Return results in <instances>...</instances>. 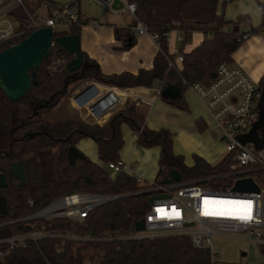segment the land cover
I'll use <instances>...</instances> for the list:
<instances>
[{
    "label": "trees",
    "instance_id": "trees-1",
    "mask_svg": "<svg viewBox=\"0 0 264 264\" xmlns=\"http://www.w3.org/2000/svg\"><path fill=\"white\" fill-rule=\"evenodd\" d=\"M129 1L137 6L136 19L160 37V52L152 70H142L138 75L105 76L99 65L82 52L86 67L70 72L67 65L58 66L57 63H68L72 56L54 45L37 74L40 86H33L18 102L9 100L0 89V174L6 175L8 182V187L0 190L8 205L7 215H0V224L31 215L59 197L82 192L117 196L118 199L93 210L86 225L78 228L77 232L96 236L107 231L131 230L135 221L144 219L150 206L148 196L141 193L142 189L131 175H114L107 170L108 163L120 160L124 146L123 125H128L139 135L138 143L142 147L160 148L158 181H169L171 170L178 171L183 182L203 181L231 171L234 162L230 156L215 167L198 157L193 167L186 166L184 158L174 154L173 134L165 129L149 130L145 125L146 115L136 102L114 115L105 126L72 120L48 122L44 119L69 96L70 88L82 81H95L121 90L151 89L157 82H162L163 86L179 85L182 92L195 84L209 86L216 79L221 64L233 65L234 53L245 43L243 35H258L264 31V15L259 28L252 26L248 16L236 21L227 20L225 0ZM255 1L264 11V0ZM21 10L17 9L13 14L18 25L23 27L27 15ZM242 25L249 27L250 31H241ZM173 31L184 36L180 48L182 54L184 47L191 43L193 34L199 32L205 36L199 47L183 54L184 62L180 67L178 64L170 66V62L176 60V56L169 53L168 46V36ZM30 35L0 46V51L21 43ZM69 35L80 36V27L74 28ZM135 38L134 28L117 32V39L124 44L125 50L134 46ZM263 90L264 77L259 86L260 95ZM168 102L186 109L181 99ZM83 139H92L96 143L100 164L85 155L75 164L69 163V149ZM16 162L24 165L26 184L23 187L12 175V164ZM222 184L211 183L219 188L229 186ZM29 201L35 203L33 209L29 207ZM38 223L50 232L72 231L68 220ZM30 229L21 224L5 226L0 228V238L26 233ZM59 244L60 240L52 239L30 243L27 248L14 250L1 264H211L210 252L195 248L185 236L121 245L69 241L62 252L57 251ZM1 250L5 248L0 246ZM87 254L90 263L87 262Z\"/></svg>",
    "mask_w": 264,
    "mask_h": 264
},
{
    "label": "built area",
    "instance_id": "built-area-1",
    "mask_svg": "<svg viewBox=\"0 0 264 264\" xmlns=\"http://www.w3.org/2000/svg\"><path fill=\"white\" fill-rule=\"evenodd\" d=\"M92 1L111 13L132 15L136 23L135 35L148 36L159 47V35L150 32L148 27L136 19V4L120 0L123 7L114 9L115 0ZM79 2L80 0H69L64 5L44 2L42 9L46 10L45 14H31L26 8V0L5 1L0 5V46L43 28L52 29L54 37L69 36L74 28L82 26ZM225 2L228 5L233 1ZM19 8L27 15L23 27L18 25L13 14ZM91 23L98 26L95 22ZM244 28L242 25L240 30L244 32ZM249 37L244 34L242 39L246 41ZM174 62H170L171 67L176 64L181 66L184 56L178 55ZM57 64L65 66L68 63L65 61ZM184 84L187 85L186 82ZM188 89L194 93L219 129L226 151L225 157L233 158L234 163L228 174L209 177L203 181L176 183L169 178L167 182H149L139 176L132 165L121 159L108 163L107 170L112 174L131 175L142 189L141 193L148 198L157 197L152 204L149 203L150 209L143 219L146 223L144 231L136 230L135 223L139 221H135L129 231H107L96 236L88 232H77L78 228L86 225L93 210L118 199L117 196L77 192L50 201L31 215L0 224V228L20 224L31 228L26 233L0 238V246L5 248L0 251V264L14 250L24 249L30 243L47 239L60 240L57 251L62 252L69 241L121 245L153 241L162 237L185 236L195 248L210 252L211 264L221 262L213 250L216 239L247 242L264 250V187L253 176L260 173L264 176V148L257 150L253 144H243L240 141L259 120V87L242 68L223 63L218 67L217 77L211 85L195 84ZM88 91L91 92L86 94ZM70 102L74 109L87 111L83 121L93 126H105L114 115L125 110L132 102L140 105L146 103L139 94L95 81H84L71 94ZM89 117L93 122L88 121ZM245 179H253L260 192L234 191L237 182ZM212 182H222L229 186L214 187ZM28 205L32 209L35 207L33 201H29ZM55 220H68L72 231L50 232L38 223Z\"/></svg>",
    "mask_w": 264,
    "mask_h": 264
},
{
    "label": "crops",
    "instance_id": "crops-1",
    "mask_svg": "<svg viewBox=\"0 0 264 264\" xmlns=\"http://www.w3.org/2000/svg\"><path fill=\"white\" fill-rule=\"evenodd\" d=\"M5 1L8 0H0V5ZM44 2L59 5L66 4L53 0H26L25 5L31 14H45L46 10L42 9V4ZM79 9L82 25L80 27L79 37L82 52H84L90 60L99 65L101 72L105 76L121 75L124 73L138 75L142 70L149 71L153 69L154 61L160 52V48L150 37L136 36L135 44L129 50H125L124 44L117 39L118 30L134 28L135 19L132 15L111 13L105 9L109 14L117 16L94 19L83 14L80 2ZM224 13L226 19L229 21H236L242 16H248L254 28H259L262 25V17L264 15V11H262L255 0H234L232 3L226 5ZM91 22L97 23L98 26L93 25ZM244 31L249 32L250 28L245 27ZM204 39L205 36L202 33L198 32L193 34L192 41L184 47L183 54L191 53L203 43ZM183 40L184 36L179 31H173L169 34L168 46L171 55L176 57L178 55H183L180 52ZM233 60V65L242 68L250 79L259 87L264 77V31L258 35L250 36L236 53H234ZM162 88L163 83L157 82L151 89H127L131 93L139 94V96L146 101L144 105H140L138 108L139 110L144 109L146 115L145 125L149 130H168L173 134V139L175 140V135H177L178 132H183L184 129L190 128L195 135H200L203 142L208 143L206 145L208 146V153L213 151L214 148L219 149L220 146H224L219 129L191 90L185 89L182 92L181 100L186 105V109L184 110L163 99L160 95ZM90 92L91 91H88L86 94ZM122 134L124 146L120 152V159L132 165L136 173L144 180L149 182L155 181L160 167V148H144L139 145L138 137L128 125L122 126ZM90 141V139L81 140L78 142L77 148L91 161L100 164L99 154L97 159L96 156L92 158L91 155L86 152L85 147L89 145ZM173 150L176 156L183 157L185 160V156L182 155L183 153L177 151L174 143ZM223 150L225 155L217 164L212 163L213 160L211 159L213 155L209 160V158L203 154L193 155V162L191 161V164L189 162L184 163L188 167H193L196 162L195 158L198 157L207 164L215 167L220 164L226 156L225 147ZM248 244L254 245L251 243ZM260 250L264 253V250ZM242 256L246 257L247 254L243 252ZM263 263L264 258L263 261L259 260L257 262V264Z\"/></svg>",
    "mask_w": 264,
    "mask_h": 264
},
{
    "label": "water",
    "instance_id": "water-1",
    "mask_svg": "<svg viewBox=\"0 0 264 264\" xmlns=\"http://www.w3.org/2000/svg\"><path fill=\"white\" fill-rule=\"evenodd\" d=\"M123 4L120 0H115L114 9H121ZM58 45L67 54L72 56L68 62L67 69L70 72H77L86 67L84 63L80 37L69 35L55 38L50 28H43L33 32L27 39L19 44L0 51V89L5 96L12 102L22 100L33 88L40 86L37 78L42 64L46 58H49L52 47ZM160 95L168 101H178L182 98V89L179 85L168 84L163 86ZM260 116L252 131L240 139L243 144H253L257 150L264 148V90L259 103ZM84 154L77 148L71 147L68 153L70 164H75L77 160L82 159ZM12 175L20 181V186L26 184V174L22 162L12 164ZM170 179L176 183L182 181L180 173L176 170L169 172ZM8 187L7 177L0 174V190ZM234 191L259 193L260 188L253 179H245L237 182ZM157 197L149 198L152 204ZM8 205L6 198L0 194V215H7ZM137 231H144L146 228L145 220L135 223Z\"/></svg>",
    "mask_w": 264,
    "mask_h": 264
},
{
    "label": "rangeland",
    "instance_id": "rangeland-1",
    "mask_svg": "<svg viewBox=\"0 0 264 264\" xmlns=\"http://www.w3.org/2000/svg\"><path fill=\"white\" fill-rule=\"evenodd\" d=\"M60 3H67L69 0H53ZM80 6L83 14L88 17L94 19H102L104 17H114L117 15L109 14L105 11V9L98 5L96 2L92 0H81ZM102 21V20H100ZM84 81L73 85L69 90V96L62 100L60 104L48 115H45L44 119L48 122H61V121H76V122H83V117L87 116L86 110L78 111L72 107L70 102L71 94L78 89ZM129 106V105H128ZM127 106V108H128ZM145 112L144 109L141 110ZM92 118H88V121ZM93 122V121H92ZM87 124V123H86ZM89 145L85 147L86 152L91 155L92 158L95 156L98 159L97 153V146L96 143L90 139ZM175 148L178 152L183 153L182 155L185 156V163H192L193 162V155L203 154L206 155L209 160L211 159L212 155L213 158L211 160L212 163L217 164L219 163L222 158L224 157V146L218 149L214 148L213 151L208 153V143L203 142L200 135H195L191 129H184L183 132H178L175 135L174 140ZM176 152V150H175ZM177 153V152H176ZM215 159V160H214ZM192 161V162H191ZM258 183L264 187V176L260 174L253 175ZM214 252L219 256L221 262L219 264H257L259 260L263 261L264 253L255 245H249L248 243H244L241 241H230L228 239H216L214 242L213 247ZM243 252L247 254L246 257H243ZM91 255V253L89 254ZM87 262L90 263L88 260L87 254Z\"/></svg>",
    "mask_w": 264,
    "mask_h": 264
},
{
    "label": "flooded vegetation",
    "instance_id": "flooded-vegetation-1",
    "mask_svg": "<svg viewBox=\"0 0 264 264\" xmlns=\"http://www.w3.org/2000/svg\"><path fill=\"white\" fill-rule=\"evenodd\" d=\"M77 147V146H76ZM0 194L2 195V193L0 192ZM3 196V195H2ZM4 197V196H3Z\"/></svg>",
    "mask_w": 264,
    "mask_h": 264
},
{
    "label": "bare ground",
    "instance_id": "bare-ground-1",
    "mask_svg": "<svg viewBox=\"0 0 264 264\" xmlns=\"http://www.w3.org/2000/svg\"><path fill=\"white\" fill-rule=\"evenodd\" d=\"M229 210V209H228Z\"/></svg>",
    "mask_w": 264,
    "mask_h": 264
}]
</instances>
